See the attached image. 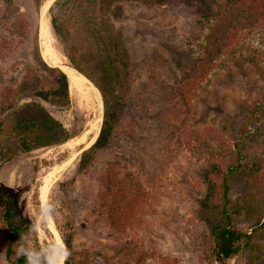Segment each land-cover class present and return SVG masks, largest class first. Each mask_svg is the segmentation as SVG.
I'll use <instances>...</instances> for the list:
<instances>
[{
    "label": "rangeland",
    "instance_id": "374dc122",
    "mask_svg": "<svg viewBox=\"0 0 264 264\" xmlns=\"http://www.w3.org/2000/svg\"><path fill=\"white\" fill-rule=\"evenodd\" d=\"M61 2L53 0L46 10L47 44L69 63L50 22L51 13L63 19ZM164 2L121 0L118 16L109 18L129 59V79L115 91L123 96V108L110 142L84 172L77 171L80 154L94 143L103 118L101 93L91 83L88 95L71 91L64 107L36 98L73 135L70 140L87 134L82 145L40 148L8 161L10 142L0 143V182L15 192L18 209L35 228L25 246L32 264H43L44 257L59 264L47 217L63 244L60 264L66 256L62 239L72 245L73 264H212L207 222L198 212L210 167L226 171L240 164L230 176L231 201L264 205V20L237 39L233 55L222 54L204 79L193 81L215 14L231 0ZM13 3L29 27L26 39L3 32L16 47L0 55V92L16 87L24 65L33 64L39 29L33 0ZM38 43L41 53L39 38ZM79 60L97 69L103 57L82 47ZM93 78L102 82L97 73ZM33 99L25 96L20 103ZM53 171L43 211L35 203ZM254 217L242 211L232 224L249 232ZM254 231L256 238L228 264H264V224ZM0 264H10L2 250Z\"/></svg>",
    "mask_w": 264,
    "mask_h": 264
},
{
    "label": "trees",
    "instance_id": "16d2710c",
    "mask_svg": "<svg viewBox=\"0 0 264 264\" xmlns=\"http://www.w3.org/2000/svg\"><path fill=\"white\" fill-rule=\"evenodd\" d=\"M0 1L3 3L0 8V55L5 57L16 45L12 39L6 38L3 32L26 39L29 25L22 12L15 7L13 0ZM88 1L61 2L60 7L64 11L62 20L57 15L50 14V22L57 38L66 45L65 56L70 65L100 91L103 100L100 130L94 143L80 154L77 167L79 173L89 167L96 152L108 146L117 116L123 108V96L115 91L121 84H127L129 79L126 50L121 44L119 33L109 22L110 17L118 16L121 0H92L91 3ZM144 1L152 6L165 3L164 0ZM42 2L43 0H33L34 9L38 14ZM85 5L86 8L83 9ZM209 18L207 15L208 20ZM263 20L264 0H231L224 6L223 13L216 12L214 24L210 27L211 33L205 38L203 56L197 58L196 71L192 74L193 81L204 79L222 54L228 52L233 55L237 39L241 35L251 33ZM82 47L88 52L95 50L102 55L101 66L97 69L91 68L79 60ZM33 49L34 65L25 64L19 84L16 87L6 86L0 92V143L10 142L8 151L12 155L6 156L8 161L18 154L64 144L73 137L36 101V98H39L59 107L67 106L70 102L66 75L58 67L47 65L40 55L37 26ZM96 73L102 82L94 80ZM25 96L35 99L20 103ZM240 168L238 163L227 167L226 171L219 167H210L203 174L205 194L198 202V212L207 222L208 259L212 264H228L241 250L250 245L252 238H256V227L264 224V205L247 207L244 201L232 202L230 199V176ZM217 194L220 205L215 207ZM35 205L40 207L39 200ZM242 211L257 216L253 218L254 223L249 232L232 224L233 216ZM0 224L4 228L0 233L3 240L0 250L4 251L5 259L10 264H28L30 255L25 246L26 241L35 235V228L18 209L15 192L1 182ZM62 241L66 252L63 264H73L72 245L64 239ZM43 264H47V257H44Z\"/></svg>",
    "mask_w": 264,
    "mask_h": 264
},
{
    "label": "bare ground",
    "instance_id": "6f19581e",
    "mask_svg": "<svg viewBox=\"0 0 264 264\" xmlns=\"http://www.w3.org/2000/svg\"><path fill=\"white\" fill-rule=\"evenodd\" d=\"M44 1H45V4L39 12L40 18H39L38 38L40 40V47H41L40 55H41V57H43V59L48 61L52 66L58 67L66 75V77L68 79L69 94L71 93V91L74 90L77 92L85 91V93L88 95L90 87H89V85H88L89 83L85 79V77L82 76L80 73H78L66 61V59L64 57L57 56L55 53L53 54L51 47H49V45L47 44L51 40V35H50L49 22H48L47 17H46V10L53 0H44ZM43 2H42V4H43ZM90 96L91 95H89V97ZM92 130L94 131L96 129L94 127H92L91 131ZM88 133H92V132H88ZM86 135L87 134H84V135L76 138L75 140H69L65 144H68V146H67L68 148L76 146V145H82L83 143H85L84 140H85ZM86 142H89V138L86 140ZM54 173L55 172L53 171L48 177L45 178L44 185L41 187V189L39 191V203H40V207L43 211L45 210V207H46V200H45L46 192L48 190L50 180L52 179ZM46 221L48 224L47 225L48 229L54 235V238L56 241L55 242L56 243L55 248H56V251H57L58 256H59V264H60L62 261V254L64 251L63 244L58 239V234L55 230V227L53 226L52 219L50 217H47Z\"/></svg>",
    "mask_w": 264,
    "mask_h": 264
},
{
    "label": "water",
    "instance_id": "95a60500",
    "mask_svg": "<svg viewBox=\"0 0 264 264\" xmlns=\"http://www.w3.org/2000/svg\"><path fill=\"white\" fill-rule=\"evenodd\" d=\"M55 1V0H54ZM44 4H45V1L43 2V4L41 5V7H40V10L43 8V6H44ZM51 7V5L48 7V10H49V8ZM87 80V79H86ZM88 81V83H90V81L89 80H87ZM97 138V137H96ZM96 140V139H95Z\"/></svg>",
    "mask_w": 264,
    "mask_h": 264
},
{
    "label": "clouds",
    "instance_id": "9594fccd",
    "mask_svg": "<svg viewBox=\"0 0 264 264\" xmlns=\"http://www.w3.org/2000/svg\"><path fill=\"white\" fill-rule=\"evenodd\" d=\"M24 250L22 249L21 252H23ZM29 264H32V259L31 256H29Z\"/></svg>",
    "mask_w": 264,
    "mask_h": 264
}]
</instances>
